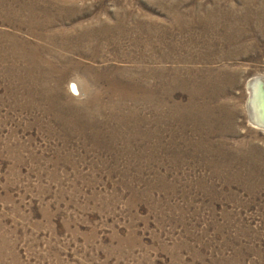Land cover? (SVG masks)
Instances as JSON below:
<instances>
[{"label":"rangeland","instance_id":"rangeland-1","mask_svg":"<svg viewBox=\"0 0 264 264\" xmlns=\"http://www.w3.org/2000/svg\"><path fill=\"white\" fill-rule=\"evenodd\" d=\"M258 77L264 0H0V264H264Z\"/></svg>","mask_w":264,"mask_h":264},{"label":"bare ground","instance_id":"bare-ground-1","mask_svg":"<svg viewBox=\"0 0 264 264\" xmlns=\"http://www.w3.org/2000/svg\"><path fill=\"white\" fill-rule=\"evenodd\" d=\"M74 82H72V87L74 88L75 91H77V86L76 84H73ZM264 78H254L253 80H251L248 85H247V89L248 90V94H249V97H248V105L247 108H248V111H249V115L251 117V119L253 120L252 123L258 127V128H262L264 129V122H260V121H257L255 120L256 118H253L252 117V112H251V107L256 105L255 103L257 102V104L259 105V107L261 106H264ZM80 88V87H79ZM72 89V88H71ZM72 91V90H71ZM73 92V91H72ZM261 98H259V97ZM263 110V108H262ZM256 112V110H255ZM258 114V113H257ZM258 116V115H257ZM264 116V115H263ZM260 117V116H258ZM262 117V116H261Z\"/></svg>","mask_w":264,"mask_h":264}]
</instances>
